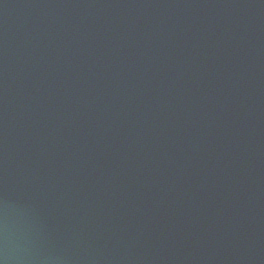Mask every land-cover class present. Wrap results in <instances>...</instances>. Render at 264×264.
Masks as SVG:
<instances>
[{
	"label": "water",
	"instance_id": "obj_1",
	"mask_svg": "<svg viewBox=\"0 0 264 264\" xmlns=\"http://www.w3.org/2000/svg\"><path fill=\"white\" fill-rule=\"evenodd\" d=\"M0 264H264V0H0Z\"/></svg>",
	"mask_w": 264,
	"mask_h": 264
}]
</instances>
